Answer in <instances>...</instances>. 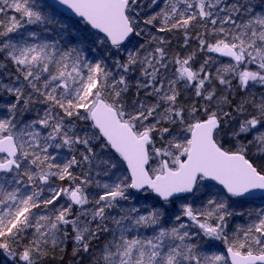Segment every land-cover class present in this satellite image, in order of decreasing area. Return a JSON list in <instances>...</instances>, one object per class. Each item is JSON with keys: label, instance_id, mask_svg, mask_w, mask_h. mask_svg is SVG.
I'll use <instances>...</instances> for the list:
<instances>
[{"label": "snow or ice", "instance_id": "obj_1", "mask_svg": "<svg viewBox=\"0 0 264 264\" xmlns=\"http://www.w3.org/2000/svg\"><path fill=\"white\" fill-rule=\"evenodd\" d=\"M68 242L264 264V0H0V264Z\"/></svg>", "mask_w": 264, "mask_h": 264}, {"label": "trees", "instance_id": "obj_2", "mask_svg": "<svg viewBox=\"0 0 264 264\" xmlns=\"http://www.w3.org/2000/svg\"><path fill=\"white\" fill-rule=\"evenodd\" d=\"M37 3H47L45 0H37ZM65 17L67 16H63V17H60V19H64ZM69 18V17H67ZM69 20L71 22H74V23H77L78 26L87 31L88 29L86 28L85 25H83L82 23L79 22V19H71L69 18ZM68 22V21H66ZM170 41H171V44L173 46V49L176 50V51H180V45L183 44V39L182 38H178L177 36H171L169 37ZM196 46V42H192L190 43V45L187 47V50L188 51H191L192 48H194ZM92 55H95L94 53ZM214 57H217L219 58L218 56H216L215 54H212ZM98 58V57H97ZM198 59H203V57H198ZM220 60L224 61V62H227L228 59H222V58H219ZM59 151V150H58ZM63 152H67V150H63ZM63 154V153H62ZM262 204L261 201H257L254 205L253 204H248V203H245L243 204V208L244 209H247L249 207H260ZM241 210L240 208H237V211ZM244 222V219L243 218H240L238 220H233V224L235 223H243ZM216 243V246H217V249L218 250H221L223 251L224 250V246L221 242H215ZM76 261H81L82 264H88V261H89V257L85 254H81L80 256H77L75 258V260H73L72 258V243L71 242H68L66 248L64 249V252L61 253L59 250H57V252L53 255V256H50L48 258V260L45 261V264H76Z\"/></svg>", "mask_w": 264, "mask_h": 264}, {"label": "water", "instance_id": "obj_3", "mask_svg": "<svg viewBox=\"0 0 264 264\" xmlns=\"http://www.w3.org/2000/svg\"><path fill=\"white\" fill-rule=\"evenodd\" d=\"M45 1L47 3H52V0H45ZM57 7L59 8L60 11H63L64 14H66L67 16L72 17L74 19H79L78 17L73 16L70 12L64 10L62 6H57ZM215 55L218 56L219 58H222V59H228L227 57H220L219 54H215Z\"/></svg>", "mask_w": 264, "mask_h": 264}, {"label": "bare ground", "instance_id": "obj_4", "mask_svg": "<svg viewBox=\"0 0 264 264\" xmlns=\"http://www.w3.org/2000/svg\"><path fill=\"white\" fill-rule=\"evenodd\" d=\"M64 15L67 16L66 14H64ZM67 17H69V16H67ZM69 18L74 19V18H72V17H69Z\"/></svg>", "mask_w": 264, "mask_h": 264}, {"label": "rangeland", "instance_id": "obj_5", "mask_svg": "<svg viewBox=\"0 0 264 264\" xmlns=\"http://www.w3.org/2000/svg\"><path fill=\"white\" fill-rule=\"evenodd\" d=\"M200 60H201V59H198V61H197V66H198V63H199Z\"/></svg>", "mask_w": 264, "mask_h": 264}]
</instances>
